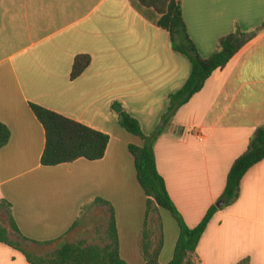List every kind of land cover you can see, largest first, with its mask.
Listing matches in <instances>:
<instances>
[{"label": "crops", "instance_id": "obj_1", "mask_svg": "<svg viewBox=\"0 0 264 264\" xmlns=\"http://www.w3.org/2000/svg\"><path fill=\"white\" fill-rule=\"evenodd\" d=\"M172 2L182 8L189 36L206 59L231 30L253 32L264 24V0ZM162 18L138 0H0V122L11 131L0 150V201L12 204L25 237L49 242L65 236L83 206L101 198L115 207L123 260L145 264L139 246L143 189L116 202L98 190L122 183L114 148L123 128L112 105L120 102L151 135L163 123L169 96L191 75V63L174 51ZM81 55L90 56L91 65L72 80ZM30 104L107 134L105 158L43 167L45 131ZM261 126L264 31L213 74L155 144L158 172L189 228L217 204L232 166ZM117 204L127 218L139 219L129 248L122 244ZM175 246L163 249L161 264L171 262ZM196 254L200 264H264V160L243 178L239 200L213 217ZM0 264L30 263L0 243Z\"/></svg>", "mask_w": 264, "mask_h": 264}, {"label": "trees", "instance_id": "obj_2", "mask_svg": "<svg viewBox=\"0 0 264 264\" xmlns=\"http://www.w3.org/2000/svg\"><path fill=\"white\" fill-rule=\"evenodd\" d=\"M144 7L153 8L163 15L161 27L168 31L175 52L185 56L191 63V75L182 89L169 96V107L162 125L146 135L139 120L125 110L120 102L112 105L121 128L143 141L142 146L130 145L134 158L137 180L147 197V209L139 246L145 264H161L164 249V231L160 210L171 213L179 225L180 234L174 256L168 264H200L196 251L213 217L220 210L235 204L241 194V183L248 171L264 160V126L256 130L245 154L236 160L228 175L225 191L196 228H189L173 203L164 178L157 169L155 144L172 123L176 114L199 94L213 74L224 69L229 62L257 35L264 31V24L253 32L240 28L223 37L218 49L209 58H203L190 38L182 8L172 0H138ZM91 57H76L71 79L76 80L91 65ZM30 108L45 131V149L41 158L43 167L72 164L80 159L90 162L103 160L110 143L107 134L96 131L77 121L36 104ZM11 140V131L0 122V150ZM217 202V203H218ZM0 211L5 224L0 225V243L21 252L30 264H128L121 257L120 239L113 205L96 198L83 206L79 218L68 233L54 241L37 242L25 237L15 220L13 206L0 201ZM93 226L96 238L72 240L82 230ZM239 264H249V259Z\"/></svg>", "mask_w": 264, "mask_h": 264}, {"label": "rangeland", "instance_id": "obj_3", "mask_svg": "<svg viewBox=\"0 0 264 264\" xmlns=\"http://www.w3.org/2000/svg\"><path fill=\"white\" fill-rule=\"evenodd\" d=\"M235 30L236 29H233L231 31L234 32ZM118 128L123 133V135L120 136V142H116L114 152H115V160L117 161L119 166L118 171L121 173L122 183L117 185L114 182H112V186L109 187L108 190H105L106 188L98 190V193L101 195H106V193L109 194L111 193V197L115 202L119 200V198H121L123 194L132 196V192H136L137 188L142 192V189L137 181L134 158L129 152L128 147L129 145L131 144L135 145L136 143L138 146H141L143 145V141H141L140 138L128 133L127 131L120 129V127ZM220 202H218L216 205H218ZM117 207H118V224L122 236V244L124 247L126 246L127 248H129L132 245L134 231L139 229V219L137 215L135 220H131L129 219V217L127 218V214L122 213L121 206L117 204ZM135 214L132 216H135ZM160 215H161L163 231H164V248L165 250L169 248L171 249L178 241L180 234L179 225L170 212L161 209ZM3 216L4 214L0 211V225L5 224V221L3 220ZM116 220H117V215H116ZM144 222H145V218H144ZM93 238H96V235L94 236L93 234V226H90L89 228H86L81 232H79L78 234H76L74 238H72V240L76 241L81 239H87L89 241H92Z\"/></svg>", "mask_w": 264, "mask_h": 264}, {"label": "water", "instance_id": "obj_4", "mask_svg": "<svg viewBox=\"0 0 264 264\" xmlns=\"http://www.w3.org/2000/svg\"><path fill=\"white\" fill-rule=\"evenodd\" d=\"M222 206H223V202H220V203L217 205L218 208H221Z\"/></svg>", "mask_w": 264, "mask_h": 264}]
</instances>
